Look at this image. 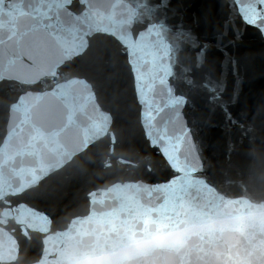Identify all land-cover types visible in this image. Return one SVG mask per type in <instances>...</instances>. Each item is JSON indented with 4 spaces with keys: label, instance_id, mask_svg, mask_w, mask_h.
I'll return each instance as SVG.
<instances>
[{
    "label": "water",
    "instance_id": "1",
    "mask_svg": "<svg viewBox=\"0 0 264 264\" xmlns=\"http://www.w3.org/2000/svg\"><path fill=\"white\" fill-rule=\"evenodd\" d=\"M0 264H264V0H0Z\"/></svg>",
    "mask_w": 264,
    "mask_h": 264
}]
</instances>
